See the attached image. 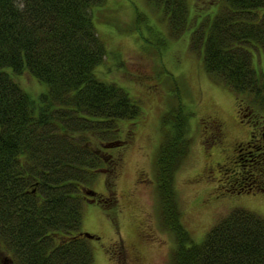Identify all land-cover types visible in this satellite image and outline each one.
Returning a JSON list of instances; mask_svg holds the SVG:
<instances>
[{
    "label": "trees",
    "instance_id": "16d2710c",
    "mask_svg": "<svg viewBox=\"0 0 264 264\" xmlns=\"http://www.w3.org/2000/svg\"><path fill=\"white\" fill-rule=\"evenodd\" d=\"M217 1L193 17L188 0H147L172 38L189 33L203 70L237 106L264 119V69L253 62L254 48L264 55V0ZM102 2L0 0V252L11 264H95L79 235L88 175L106 161L92 138L120 145L119 121L140 116L138 102L95 73L106 49L90 11ZM24 73L45 87L38 102L15 80ZM163 150L170 166L179 150ZM177 264H264V217L230 210Z\"/></svg>",
    "mask_w": 264,
    "mask_h": 264
},
{
    "label": "rangeland",
    "instance_id": "374dc122",
    "mask_svg": "<svg viewBox=\"0 0 264 264\" xmlns=\"http://www.w3.org/2000/svg\"><path fill=\"white\" fill-rule=\"evenodd\" d=\"M217 2L188 0L193 17L216 11ZM90 12L106 49L97 77L115 83L140 105L136 120L118 123L122 144L92 138L106 160L88 175L87 186L98 200L81 195L80 230L95 236L87 238L94 263L177 264L179 250L201 243L230 210L244 208L264 217V190L245 192L229 184L237 165L249 173L259 163L264 168V147L241 152L232 147L252 133L257 139L253 124L264 126L260 113L237 106L235 94L203 70L189 48V33L172 38L162 14L147 0H103ZM253 62L258 71L264 69L257 48ZM15 80L37 102L45 91L28 73ZM245 109L257 119L241 117ZM163 149L179 150L170 166ZM160 193L166 213L159 210ZM0 261L12 263L3 250Z\"/></svg>",
    "mask_w": 264,
    "mask_h": 264
},
{
    "label": "flooded vegetation",
    "instance_id": "af4514ba",
    "mask_svg": "<svg viewBox=\"0 0 264 264\" xmlns=\"http://www.w3.org/2000/svg\"><path fill=\"white\" fill-rule=\"evenodd\" d=\"M241 117L246 118L245 120H256L257 118L255 117L254 114H252V112H249L248 110L245 109V112L241 113ZM220 123V127L221 129H223V124L221 121H219ZM253 126L255 127V131L257 133V139L255 141L252 140V138L255 136L254 133H252L249 137V140H246L245 143L241 142H235L232 147H234L233 149L236 151H247L249 150L251 147H264V142L262 140V136H261V131L264 128V126L261 123H254ZM256 171L253 172H248L244 169L243 166L241 165H237V168L235 167L232 171V174L229 177V184L231 185H239L238 188L240 190H245V188H247V191H251L252 189H256V190H264V168H262L260 166V163L258 166L255 167ZM246 175L252 177V182L251 183H246L244 182L246 180ZM254 179V180H253ZM246 183V184H245ZM101 199L104 198L102 196H100ZM89 201H97L98 200V196L97 194H95L92 198H87ZM106 199V198H104Z\"/></svg>",
    "mask_w": 264,
    "mask_h": 264
},
{
    "label": "water",
    "instance_id": "95a60500",
    "mask_svg": "<svg viewBox=\"0 0 264 264\" xmlns=\"http://www.w3.org/2000/svg\"><path fill=\"white\" fill-rule=\"evenodd\" d=\"M262 139H263V142H264V130H263V132H262ZM87 193H90L91 195L95 194V192H94L93 190L88 191ZM79 235H80V236H83V237H85V238H89V239L95 237L94 235H92V234H90V233H88V232H80Z\"/></svg>",
    "mask_w": 264,
    "mask_h": 264
}]
</instances>
